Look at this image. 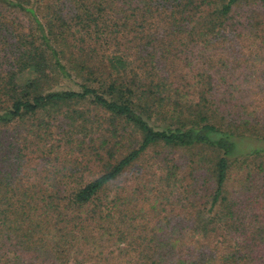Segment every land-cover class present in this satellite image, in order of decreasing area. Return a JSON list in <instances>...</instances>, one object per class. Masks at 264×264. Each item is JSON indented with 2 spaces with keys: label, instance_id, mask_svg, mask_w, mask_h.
<instances>
[{
  "label": "trees",
  "instance_id": "1",
  "mask_svg": "<svg viewBox=\"0 0 264 264\" xmlns=\"http://www.w3.org/2000/svg\"><path fill=\"white\" fill-rule=\"evenodd\" d=\"M262 81L264 0H0V264H264Z\"/></svg>",
  "mask_w": 264,
  "mask_h": 264
},
{
  "label": "rangeland",
  "instance_id": "2",
  "mask_svg": "<svg viewBox=\"0 0 264 264\" xmlns=\"http://www.w3.org/2000/svg\"><path fill=\"white\" fill-rule=\"evenodd\" d=\"M61 82H62V81H61ZM62 83H63V84H62L63 88H64V87L67 88V81H63ZM262 83L264 84L263 81H262ZM69 86L72 87V86H74V85L70 83ZM59 88H61V87H59ZM72 88H75V87H72ZM75 89H76V88H75Z\"/></svg>",
  "mask_w": 264,
  "mask_h": 264
}]
</instances>
